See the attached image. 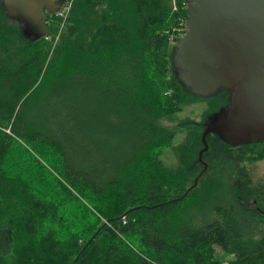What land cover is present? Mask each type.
<instances>
[{"label": "trees", "instance_id": "trees-1", "mask_svg": "<svg viewBox=\"0 0 264 264\" xmlns=\"http://www.w3.org/2000/svg\"><path fill=\"white\" fill-rule=\"evenodd\" d=\"M185 3L75 0L56 42L60 16L32 42L0 3V264H264L256 193L161 159L193 96L172 62Z\"/></svg>", "mask_w": 264, "mask_h": 264}, {"label": "water", "instance_id": "water-1", "mask_svg": "<svg viewBox=\"0 0 264 264\" xmlns=\"http://www.w3.org/2000/svg\"><path fill=\"white\" fill-rule=\"evenodd\" d=\"M64 1L0 3L8 17L21 24L25 38L36 42L48 36L47 19L62 10ZM185 2V33L172 46L174 75L198 98L229 92L228 107L205 124L198 157L204 163L211 135L233 147L264 142V0Z\"/></svg>", "mask_w": 264, "mask_h": 264}, {"label": "rangeland", "instance_id": "rangeland-1", "mask_svg": "<svg viewBox=\"0 0 264 264\" xmlns=\"http://www.w3.org/2000/svg\"><path fill=\"white\" fill-rule=\"evenodd\" d=\"M177 7L175 5V9ZM62 12V15L55 21V25L58 24V29L54 35H51L52 38H55L54 42L58 41L65 30L71 10L62 9ZM225 104V101L219 96L212 98L188 97L181 105V111L177 113L175 122L170 124L176 131L175 138L170 146L161 150V159L168 170L185 175L188 179V186H194L195 180L201 175L204 168L198 161V157L199 152L204 148L202 134L205 124ZM165 125H168V122H165ZM208 142L210 148L204 157L208 164V169L205 175L203 176L202 174L201 176L203 177L199 178V187L204 191L210 184L217 186L218 183L215 182L225 181L230 184V191L243 189L244 194L249 195L250 193L244 191L246 189L243 183H246L250 190L256 193L257 197H255L257 198L256 205L258 209L264 211V193L261 191L259 193V189L255 188L256 186H264V161L256 163L254 166L252 163L255 161H248L249 158L243 157L244 159L242 160V157L231 155L232 150H227V146L222 144L213 135L208 139ZM233 165L236 166L235 168L239 166L244 168V171H247V173L236 169L235 171H240L241 173H234L232 175L233 178H230L229 175H223V177L219 175L222 168H225L226 172L231 171ZM252 179H254L253 183L251 182ZM254 199V197L249 198L245 207L246 209L251 210L253 207H256ZM224 206L230 208V203L227 201ZM216 249L219 254L222 253L219 247H216Z\"/></svg>", "mask_w": 264, "mask_h": 264}, {"label": "flooded vegetation", "instance_id": "flooded-vegetation-1", "mask_svg": "<svg viewBox=\"0 0 264 264\" xmlns=\"http://www.w3.org/2000/svg\"><path fill=\"white\" fill-rule=\"evenodd\" d=\"M217 96L221 97L225 101L226 104H225L224 107H228V105H229V92L222 90V91H220L218 93ZM208 138L210 139V136ZM216 138L219 139L218 137H216ZM219 141H221V140L219 139ZM222 143L226 146V144L224 142H222ZM257 144H259V143H257ZM227 146H229V145H227ZM247 146H249V147H247ZM227 150H232L231 154L235 155V156H239L240 154H243L244 152H246L247 156L248 155L255 156V155H257V152L259 151V148L256 147V144H251V145L238 146V147L229 146V147H227ZM205 155H206V153H205ZM205 155H204V157H205ZM204 157H203L204 163L199 161L204 167L203 171L201 172V174L202 173L204 174L207 171V169H208V164L206 163ZM205 166H207L206 171H204ZM231 177H233V176H231ZM256 208L258 209V207H256Z\"/></svg>", "mask_w": 264, "mask_h": 264}, {"label": "built area", "instance_id": "built-area-1", "mask_svg": "<svg viewBox=\"0 0 264 264\" xmlns=\"http://www.w3.org/2000/svg\"><path fill=\"white\" fill-rule=\"evenodd\" d=\"M74 1L75 0H65L64 2V6H63V10H66V9H68V11H70L71 10V8H72V6H73V3H74ZM174 1H176V0H174ZM62 10L58 13V14H55V15H57V16H60V15H62Z\"/></svg>", "mask_w": 264, "mask_h": 264}, {"label": "bare ground", "instance_id": "bare-ground-1", "mask_svg": "<svg viewBox=\"0 0 264 264\" xmlns=\"http://www.w3.org/2000/svg\"><path fill=\"white\" fill-rule=\"evenodd\" d=\"M178 1H179V0L174 1L176 6H178ZM185 5H186V8H187V4H186V3H185ZM183 35H184V34H183ZM183 35H182V36H183Z\"/></svg>", "mask_w": 264, "mask_h": 264}]
</instances>
